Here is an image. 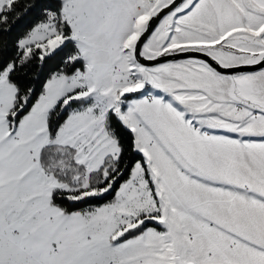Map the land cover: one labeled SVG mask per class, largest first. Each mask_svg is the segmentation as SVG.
I'll return each mask as SVG.
<instances>
[{
	"label": "rangeland",
	"instance_id": "obj_1",
	"mask_svg": "<svg viewBox=\"0 0 264 264\" xmlns=\"http://www.w3.org/2000/svg\"><path fill=\"white\" fill-rule=\"evenodd\" d=\"M129 1L62 0L61 18L79 41L78 55L101 64L96 54H106V72L97 64L78 74L55 73L25 113L30 95L19 97L8 76L12 66L0 74V264H263V221L236 179L255 173V166L249 159L243 164L251 168L242 166L243 149L230 150L226 141L230 135L250 146L264 141V68L215 71L213 92L179 83L173 77L179 70L152 74L157 87L151 88L146 74L159 65L140 64L135 45L150 18L173 0H145L152 14L134 41L130 17L112 11L132 9ZM11 2L0 0V13ZM117 16L121 31L112 25ZM56 17L19 42L24 57L33 49L50 55L70 38ZM180 36L178 51L202 47L223 66L255 64L264 58V0H184L163 17L143 53L175 47ZM115 50L121 64L110 55ZM116 65L125 79L133 77L134 89L124 96L114 93ZM73 101L84 103L53 134L52 113ZM111 111L134 133L148 176L137 162L114 200L65 212L54 202L56 191L78 200L112 189L117 166L109 168L119 145L107 124ZM248 203L249 230L239 223ZM147 222L158 227L145 228Z\"/></svg>",
	"mask_w": 264,
	"mask_h": 264
},
{
	"label": "trees",
	"instance_id": "obj_2",
	"mask_svg": "<svg viewBox=\"0 0 264 264\" xmlns=\"http://www.w3.org/2000/svg\"><path fill=\"white\" fill-rule=\"evenodd\" d=\"M61 9L62 0H12L0 13V74L12 66L8 71V76L9 80L15 84L19 97L30 95L28 106L22 113L28 111L45 92L47 82L55 73L73 75L85 69V62L81 58H76L79 48L71 38L50 55L42 56L40 49H33L26 57L23 56L19 42L27 39L33 29L38 24L48 21L52 14L57 16V24L64 31L65 37H71V28L62 20ZM71 103L72 106H68L63 111L59 105L52 113L51 131L53 134L57 133L70 112L79 108L84 101ZM107 124L119 145L118 158L109 168L111 172L114 165L117 166L115 172H111L117 176L112 189L102 197H87L78 200H71L60 191H56L54 202L65 212L85 211L114 200L120 185L129 177L137 162L142 163L148 176V162L145 156L137 150L134 133L125 126L114 111L108 114ZM149 226L158 227L153 222H147L144 227ZM133 233L136 232L133 231Z\"/></svg>",
	"mask_w": 264,
	"mask_h": 264
},
{
	"label": "crops",
	"instance_id": "obj_3",
	"mask_svg": "<svg viewBox=\"0 0 264 264\" xmlns=\"http://www.w3.org/2000/svg\"><path fill=\"white\" fill-rule=\"evenodd\" d=\"M111 1L114 3H118L120 5H123V4H121V2H123L124 0H111ZM129 2H132V5H131L132 9L128 10V8H127L126 10H115V11H114V9H112V11L116 14H120L123 12V14H125V16L130 17V21L132 24V31L129 34H130V36H132L133 41H134V39L137 36H139V31H140V28L142 27L143 22L148 18V15H150V13L153 9H151L152 3H150V1L146 2L145 0H130ZM114 19H115V21L112 24L113 28H115V30H117V31L118 30L121 31L122 27L124 26V23L121 22L123 20L119 16L114 17ZM70 38L75 42V44H77V47L80 49V44L78 43L79 41L75 37L74 31H73V34ZM84 38H86V37H84ZM183 39L184 38H182L180 36V40L175 47L174 46H168L167 48H163V46H165V45H163L160 50L159 49L158 50L150 49V52L145 53V54L143 53V50H142V53L147 58H155L157 56V54H159L161 52V50H165L168 52L170 51L171 53H174L171 50L176 49L177 51H175V52H178L179 48L183 47V44H182ZM166 46H167V44H166ZM194 48L200 50L202 47L201 48L200 47L199 48L194 47ZM80 50H82V49H80ZM206 51H208V50H206ZM110 55H112V57L115 58V60L118 62V64H121L120 63L121 62L120 61L121 55H119V53L116 50L111 52ZM158 56H160V55H158ZM107 57L108 56H106V54H104V53L101 56L96 54V60L102 61L101 64H99V63L95 64V63H92V61L91 62L85 61V66L88 67V65H91V67L93 69L94 68L98 69L100 67L98 65H101V66L104 65L103 59H106ZM122 57H125V59H126L127 55L122 56ZM80 58L82 60H84L83 56H81V55H80ZM127 61L130 62V59L127 58ZM158 65H159V67L156 68L157 70H152L151 72H147V74H146L145 84L148 83L151 88L157 87L156 82H155V78L151 79V77L153 76L152 74L168 75V74H173L172 71L179 70L178 72L181 73V76L173 75V77H175L179 80V83L182 84L183 82L188 81L195 86H199V87L207 89L208 92L214 91L213 86L215 85L214 81H215V76H216V73H215L216 70L214 68H212L207 62H205L203 60L196 59V58H189V59H182V60H176V61H168V62H164V63L158 64ZM104 67L105 66H102L98 70H100L102 72L103 71L106 72ZM116 68L118 69L117 71L119 73H121V74L124 73V70L122 68H120L118 65H116ZM85 70H86V67H85ZM184 70L190 71L191 73L186 74L184 72ZM79 72L80 71H78L76 74H78ZM81 72H84V71H81ZM57 73H61V72H57ZM165 73H167V74H165ZM94 74H95V76L100 75L99 72H96ZM124 74H126V73H124ZM170 78H172V77H170ZM115 79H117V80L112 79L115 82V84H114L115 85V87H114V93L115 94H120V95L124 96L128 93V92H126L127 89H128V91L130 89L131 90L134 89V86L131 85L134 82L126 81V80L124 82H121L120 79H118L117 77ZM126 85H127V88H124ZM181 117H182V119L180 120V123L183 124L185 122L183 112L181 113ZM214 124L215 123L213 122V126H214ZM207 132L214 133V130L208 129ZM230 138H231V140L226 141L229 144L230 150L235 151L236 150L235 147H238V146L241 147V149H243V152H241V160H240L241 165L247 166V165L243 164V162H244L243 160L249 159V161L251 162L250 163L251 166H255V169H254L255 173L251 172L246 177H241V178H236V179L238 180L239 183L243 184V186H242L243 190H244V188L247 187V190H244V191H246L247 195L251 198L250 202H252L253 205H256V219L259 220L262 218L263 225H264V141L256 142L255 143L256 146H250L248 144H242L241 142L238 143L237 137L235 138V137H232L230 135ZM138 148H139L138 150H140L143 153V151L140 149V147H138ZM252 150L254 152H252ZM251 166H247V167L251 168ZM233 189L236 191L235 187H233ZM226 200H231V199H226ZM250 206L251 205L248 203L247 207H245L243 205L240 208V220H239L240 228H246L248 230L252 228V222L249 220V218H250V213H251V216L253 217V210H252L253 207L251 206V208H250ZM261 207L263 208L262 213H261ZM261 214H263L262 217H261ZM262 239L263 240H261L259 243L264 245L263 234H262ZM259 251L262 254H264V248L263 247H259ZM263 264H264V260H263Z\"/></svg>",
	"mask_w": 264,
	"mask_h": 264
},
{
	"label": "water",
	"instance_id": "obj_4",
	"mask_svg": "<svg viewBox=\"0 0 264 264\" xmlns=\"http://www.w3.org/2000/svg\"><path fill=\"white\" fill-rule=\"evenodd\" d=\"M184 0H173L170 4L164 6L156 15H153L145 28L144 32L138 38L134 55L136 60L143 66L152 67L158 64L176 61L182 59L196 58L207 62L212 68L222 74H235L242 72H255L264 68V58L255 64H241L236 66H223L210 54L198 49H187L174 53L163 54L155 58H147L143 55L142 49L153 31L157 28L163 17L176 8Z\"/></svg>",
	"mask_w": 264,
	"mask_h": 264
},
{
	"label": "built area",
	"instance_id": "obj_5",
	"mask_svg": "<svg viewBox=\"0 0 264 264\" xmlns=\"http://www.w3.org/2000/svg\"><path fill=\"white\" fill-rule=\"evenodd\" d=\"M123 75L124 74L119 73L117 70L112 71V76L113 77H118L121 82H124L125 80L126 81H133L132 74H129V77H127L126 79L124 78ZM215 249L220 251V252H222V250L218 246H215Z\"/></svg>",
	"mask_w": 264,
	"mask_h": 264
}]
</instances>
